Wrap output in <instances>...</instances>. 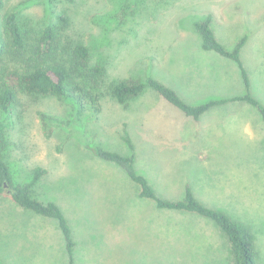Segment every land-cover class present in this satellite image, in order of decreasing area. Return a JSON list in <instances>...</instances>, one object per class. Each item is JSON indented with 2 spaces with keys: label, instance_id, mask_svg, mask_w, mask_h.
I'll return each mask as SVG.
<instances>
[{
  "label": "rangeland",
  "instance_id": "374dc122",
  "mask_svg": "<svg viewBox=\"0 0 264 264\" xmlns=\"http://www.w3.org/2000/svg\"><path fill=\"white\" fill-rule=\"evenodd\" d=\"M0 1V30L1 16L11 10L30 32L29 45L57 25L56 59L70 61L71 49L82 44L89 57L77 75L102 68L93 91L99 113L89 100L80 106L20 94L11 115L0 116L12 180L23 185L35 168L46 171L32 195L61 209L74 264L235 263L213 221L140 198L122 169L96 157V146L133 155L137 174L164 200H181L190 187L199 202L252 233L255 263L264 264V120L257 109L229 102L195 121L150 88L123 105L110 91L124 80L153 78L189 105L244 96L238 65L201 48L194 25L211 16L214 37L226 49L245 37L241 61L252 96L264 105V0ZM64 241L56 221L20 208L6 192L0 196V264H68Z\"/></svg>",
  "mask_w": 264,
  "mask_h": 264
},
{
  "label": "trees",
  "instance_id": "16d2710c",
  "mask_svg": "<svg viewBox=\"0 0 264 264\" xmlns=\"http://www.w3.org/2000/svg\"><path fill=\"white\" fill-rule=\"evenodd\" d=\"M2 3L0 1V9ZM61 23H67L63 17H59ZM212 17L205 21L195 23L194 27L201 38V48L206 52H213L223 58L234 61L241 73L246 94L234 97L230 100H210L199 105H189L182 101L177 93L162 84L149 78L144 82L121 81L111 86V95L123 105L129 100L140 96L146 88L152 89L170 106L175 107L184 116L198 121L209 110L229 102H245L257 109L264 120V105L251 94L248 72L242 64L240 51L245 43V37L240 40L234 49L228 50L214 37L211 28ZM0 30V116L11 115L12 108L19 101L20 94L52 96L59 99H72L83 106L84 101L94 106L95 112L101 111L97 87L101 77L102 68L96 66L80 76L76 72L86 66L89 53L82 44H77L71 49L70 61L56 59L54 48L59 36L58 26L49 25L41 33L36 45H29V31L22 24L17 12H5L1 16ZM80 78L85 85H78L76 79ZM86 81L89 83L87 85ZM1 118V117H0ZM4 127V126H3ZM122 137L128 148L134 147L129 138V133L124 130ZM7 135L0 128V196L5 192L22 209L30 211L37 216L57 222L68 255V264H74L73 251L75 243L67 219L61 209L54 202L42 203L32 195V189L46 174L40 167L33 170L32 179L23 185L14 184L11 172L6 163L5 154L9 145ZM97 158L122 169L128 178L139 187L140 198L151 200L158 209L185 211L207 218L215 223L226 235L233 250L234 264H256L254 237L252 233L239 222L230 218L226 213L209 208L199 202L190 187H186L184 197L178 201H168L160 198L148 180L137 174L135 157L124 156L117 152L105 150L100 146L94 148Z\"/></svg>",
  "mask_w": 264,
  "mask_h": 264
},
{
  "label": "crops",
  "instance_id": "0c3cea01",
  "mask_svg": "<svg viewBox=\"0 0 264 264\" xmlns=\"http://www.w3.org/2000/svg\"><path fill=\"white\" fill-rule=\"evenodd\" d=\"M263 62V64H264V61H262ZM249 76V75H248ZM250 80V79H249ZM238 97V96H237ZM234 103V102H233ZM210 111V110H209Z\"/></svg>",
  "mask_w": 264,
  "mask_h": 264
}]
</instances>
